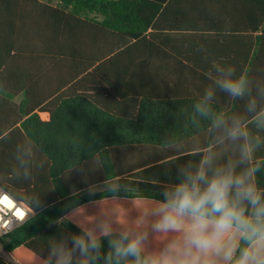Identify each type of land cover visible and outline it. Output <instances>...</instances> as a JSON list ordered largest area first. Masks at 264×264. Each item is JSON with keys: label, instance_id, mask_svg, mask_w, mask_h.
Segmentation results:
<instances>
[{"label": "trees", "instance_id": "16d2710c", "mask_svg": "<svg viewBox=\"0 0 264 264\" xmlns=\"http://www.w3.org/2000/svg\"><path fill=\"white\" fill-rule=\"evenodd\" d=\"M149 2L0 0L3 77L10 66L32 68L35 82L38 73L64 74L43 92L5 91L0 82V187L34 213L0 238L17 264H48L50 245L100 218L117 231L146 227L148 207L163 199L159 184L175 182L176 164L196 159L179 156L153 165L175 153L166 142L190 147L208 139L183 128L185 111L201 93L160 97L138 89V53L154 46L146 37L152 34L145 35L153 13L138 10ZM19 94L24 98L16 103ZM243 103L214 107L243 113ZM36 112H48L49 121ZM114 179L115 188L86 193ZM151 242L162 247L154 237ZM102 245L107 252L106 239ZM0 264L10 263L0 257Z\"/></svg>", "mask_w": 264, "mask_h": 264}, {"label": "clouds", "instance_id": "9594fccd", "mask_svg": "<svg viewBox=\"0 0 264 264\" xmlns=\"http://www.w3.org/2000/svg\"><path fill=\"white\" fill-rule=\"evenodd\" d=\"M207 76L211 84L185 111L183 128L208 139L190 147L166 142L178 157L196 159L176 164L175 182L145 213L146 227L117 231L100 218L50 245L48 264H264V188L257 182L264 159L256 156L264 140L250 129L255 122L264 130L257 99L264 100V83L217 62ZM218 92L246 101L244 112L217 110ZM152 237L162 238V247L153 248Z\"/></svg>", "mask_w": 264, "mask_h": 264}, {"label": "crops", "instance_id": "0c3cea01", "mask_svg": "<svg viewBox=\"0 0 264 264\" xmlns=\"http://www.w3.org/2000/svg\"><path fill=\"white\" fill-rule=\"evenodd\" d=\"M157 2L140 4L138 8L148 17L153 13L145 35L152 34V37H146L154 45L152 52L138 53L139 91L158 93L156 95L160 97L172 93L186 97L202 94L211 84L207 73L212 71L213 62L231 65L237 73L247 69L253 79L264 83V0H165L159 6ZM32 44L31 41V52ZM6 60L11 64L8 56ZM3 70L1 68L0 82L5 91L43 92L50 83L64 77L62 71L55 69L38 73L40 78L35 82L32 68L18 71L10 66L4 77ZM18 76H23L24 80ZM23 98L24 94H19L13 100L19 103ZM228 99L218 92L215 103L227 106L226 103L231 101ZM257 99L258 104L264 106V100ZM36 113L41 121H49L48 112ZM250 129L264 140V130L258 123H252ZM256 156L264 159V144ZM176 157L174 153L154 161L153 165ZM257 182L264 188V171L258 174ZM103 184L110 186L107 190L113 189L116 179L91 186L86 193H99L97 189ZM165 184L161 183L159 187L163 189ZM154 241L157 246L163 242L160 237H154Z\"/></svg>", "mask_w": 264, "mask_h": 264}, {"label": "built area", "instance_id": "2783aa9c", "mask_svg": "<svg viewBox=\"0 0 264 264\" xmlns=\"http://www.w3.org/2000/svg\"><path fill=\"white\" fill-rule=\"evenodd\" d=\"M7 198V202H5ZM22 213L18 216L17 213ZM34 215L23 202L15 200L0 187V238L21 227Z\"/></svg>", "mask_w": 264, "mask_h": 264}, {"label": "rangeland", "instance_id": "374dc122", "mask_svg": "<svg viewBox=\"0 0 264 264\" xmlns=\"http://www.w3.org/2000/svg\"><path fill=\"white\" fill-rule=\"evenodd\" d=\"M108 188H110V186L108 184H103L101 186L98 187L97 192H101V191H105ZM0 257L3 258L5 261L9 262L10 264H17L8 253H6L4 251V249L0 246Z\"/></svg>", "mask_w": 264, "mask_h": 264}, {"label": "snow or ice", "instance_id": "6c2138e0", "mask_svg": "<svg viewBox=\"0 0 264 264\" xmlns=\"http://www.w3.org/2000/svg\"><path fill=\"white\" fill-rule=\"evenodd\" d=\"M5 202H7V198H5ZM17 215L22 216L23 214L18 212Z\"/></svg>", "mask_w": 264, "mask_h": 264}]
</instances>
